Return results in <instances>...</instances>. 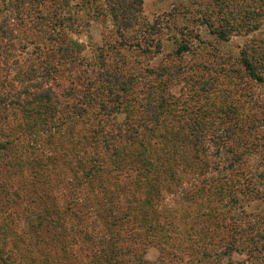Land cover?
I'll return each instance as SVG.
<instances>
[{"label":"rangeland","instance_id":"1","mask_svg":"<svg viewBox=\"0 0 264 264\" xmlns=\"http://www.w3.org/2000/svg\"><path fill=\"white\" fill-rule=\"evenodd\" d=\"M4 8L13 33L0 37L1 81L17 80L31 64L63 102L82 108V96L85 100L91 92L107 99L100 73L108 69L112 86L127 81L135 98L143 92L163 96L166 105L158 121H149L141 111L131 118L118 114L115 120L118 107L108 102L103 112L110 118H102L109 127L125 122L142 126L139 134L131 132L120 141L127 144L123 150L132 154L146 150L154 164L167 157L160 161L173 168L174 176L169 170L148 172L141 163L136 169L117 168L105 147L79 140L50 172L36 175L40 185L13 180L5 184V174L17 166L0 164V183L4 181L0 204L9 200L8 209L0 205V224L11 220L13 230L34 240L37 229L30 222L35 200L46 193L51 207H62L60 217L68 223L52 226L59 234L53 253L58 264L64 255L72 264H95L94 255L100 252L114 256L116 252L122 264H129L134 245L128 235L145 232L148 222L138 221L146 214L154 226L157 219L164 227V238L146 247L144 258L150 262H160L163 256L162 264H198L184 250L204 245L211 251L206 264H264L263 252L248 256L240 245L254 233L248 228L261 231L264 226V201L248 208L245 197L250 195L245 188L253 186L251 176L264 173V81L249 78L242 65L246 50L264 76L260 1L143 0L138 21L123 38L104 0H0V9ZM226 24L234 30L222 38L216 30ZM192 125L198 138L192 135ZM83 126L77 125L81 133ZM66 136L71 140L69 133ZM144 137L145 149L134 143ZM18 150L17 156L27 153L28 142ZM92 158L101 172L86 196L94 206L101 204L84 213L83 205L68 208L65 201L76 203L82 196V187L76 192L72 181L82 176ZM259 191L264 193V184ZM97 210H102L98 218ZM112 210L116 226L111 225ZM155 212L158 218H152ZM47 227L43 225L42 236L50 234ZM233 237L238 239L234 252L229 243ZM222 248L232 252L229 258L221 254Z\"/></svg>","mask_w":264,"mask_h":264},{"label":"trees","instance_id":"2","mask_svg":"<svg viewBox=\"0 0 264 264\" xmlns=\"http://www.w3.org/2000/svg\"><path fill=\"white\" fill-rule=\"evenodd\" d=\"M95 1L96 0H94V2ZM104 1L109 8L111 18L117 31L123 38L124 32L138 21L143 0ZM255 1L261 2V8L264 11V0ZM7 10V8L0 9V37H6L8 33L11 35L13 33V29L9 24V18L6 15ZM233 30V26L226 24L218 28L216 34L225 38L230 35ZM262 52L264 55V51ZM247 53L246 50L243 51L242 60L246 75L251 79L263 82L264 76L259 73L257 63L252 62ZM28 65V68L22 72L21 77L17 80L16 78H11V80H0V164L8 166L10 169H14L11 168L10 165L15 166L16 163L17 166L14 170H10L9 174H5V184L13 180L20 184L30 183L33 185H40L36 175L39 174L41 176L43 172L46 174L50 172L57 161L65 158V153L75 148L73 146H76L79 140L87 144L95 142L105 147L109 152L112 164L117 168L129 167L131 169H136L141 163L142 165H146V170L148 172L152 170L156 172L159 169L164 172L169 170L170 175L174 176V174H172L173 168L168 165L166 161H160L164 159L165 156L157 160V163L154 164L152 160H155V158L152 154H148L146 150L140 151L137 154H132L128 150H123V147H127V144L123 145L120 141L127 138L131 132L139 134L138 128L142 126H138L137 124H126L125 122V125L114 123L109 127V123H107L105 118H102V115H105L106 119L110 118V114L103 111L108 103H112L118 107L115 112L117 114H113L115 120L118 114L126 113L128 114V118H131L133 113L136 115V112L138 113L141 111L144 117L150 118L149 121H158L160 112L166 105V98L151 92H143L140 98H135L127 81H123L118 86L113 87L111 84L113 74L110 70L106 69L104 73H100V79L106 82L105 88L107 89V94H105V97L107 99L104 100L105 98L96 95L95 92H91L85 97V100H83L82 96V108L80 106H75L74 108L73 106L70 107L67 102L65 103L66 100L63 102L54 87L46 86L47 81H45L46 78L44 74L35 70L31 64ZM159 70H161L160 72L162 74L167 72L165 68H154V71ZM46 77L49 79V74ZM91 114H93V118H91ZM16 116H18V118ZM58 118L60 121L55 122ZM80 122L84 125L82 127V133L79 132L80 129L77 127ZM127 123L129 122L127 121ZM197 126L199 127L200 125L198 124ZM191 129L192 135L198 138V129H196L194 125L191 126ZM148 130L152 132L155 131L154 127H150ZM67 133L72 136L71 140H68L66 136ZM159 137H162L161 133H159ZM61 140L64 141L61 142ZM24 141L28 142L29 151L17 156L16 153L19 151L18 148ZM137 141L143 149L148 145L147 138L145 137L142 140L134 141V143ZM63 142H65L64 145ZM14 158L15 160L13 161ZM93 160V158L90 159L89 163ZM76 163L77 161L75 160L72 166V173H74V166ZM100 172V166L94 161L89 167L86 166V169L82 170V178L79 177L72 181L77 188L76 192L82 187V196H79L80 198H78L76 203H71L69 200H66L65 205H67L68 208H73L76 205L82 207L83 205L85 208L84 213H88L99 207L101 203L96 207L89 202L86 192L89 189H93L91 185L98 181ZM27 173V178H24ZM261 177H264L263 172L258 176H251L250 181L253 186L245 188L250 193V195L245 196L249 199V204L246 206L248 208H250L251 203L264 201V193L259 191L260 186L264 184V178L260 179ZM22 187L23 186H21V188ZM95 191L99 194L97 189H95ZM3 192L4 181L0 183V201H2ZM250 196L251 198H249ZM38 198L39 201H37V199L35 200L36 206L30 222L33 224L32 227L37 229L34 240L25 238L24 235H21L24 231L18 233L13 230L11 226L14 224L11 220H6L3 225L0 224V264L59 263L58 258L53 254L57 242L56 237H58L59 234L52 229L54 225L67 226L68 223L60 217L62 207L59 208L56 205H52L53 207L50 206L48 203V194L43 193L38 196ZM8 203H2L0 205L8 209ZM142 207L144 206H140L141 209ZM97 211L98 212H95V216L98 218L102 210ZM114 213L115 210H112V220L115 221L111 224L112 226L113 224L115 226L117 225ZM76 214L77 212H75L74 215ZM146 215L143 219L140 218L138 221V223H142L143 225L145 223L144 221L148 222L149 226L146 228L145 232L141 233L134 231L133 235L131 234L132 232L128 235L131 243L134 245L129 249L131 253V262L129 264H162L161 260H163V256H159L161 259L160 262L159 260L158 262H150L144 258L146 247H149L153 243H158L164 238L162 230L164 227L161 222L155 219L157 225L154 226V224L146 218ZM152 216H155L152 218H158L156 212L152 214ZM44 224L46 228H48L47 226L50 228V234L47 236H42L41 233ZM248 229H254V233L244 238L242 243H240L241 247L243 250H245L244 247H246L248 256L255 255L256 252L260 253V251L264 253V226L261 231L255 227ZM98 233L99 235L104 234L103 232ZM237 242L238 239L234 237L230 240L229 243L233 245L230 248L231 251L233 250L232 252L237 250ZM221 245H225V242ZM63 250L66 251V247L63 246ZM184 251L185 254H191L193 257H196L198 264H206V262H209L208 257L211 251L204 245H199L197 247L193 246ZM232 252L227 253L223 248L221 250V254H224L227 258L231 256ZM114 254L115 256L106 252H100L94 255L95 257L93 260L95 264H122V262L116 258V256L119 257L118 253L114 252ZM67 257L68 256L64 255L60 258L62 264H72Z\"/></svg>","mask_w":264,"mask_h":264}]
</instances>
